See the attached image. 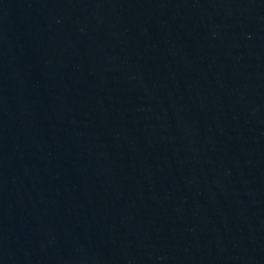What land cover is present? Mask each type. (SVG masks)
Segmentation results:
<instances>
[{"label": "water", "instance_id": "1", "mask_svg": "<svg viewBox=\"0 0 264 264\" xmlns=\"http://www.w3.org/2000/svg\"><path fill=\"white\" fill-rule=\"evenodd\" d=\"M0 264H264V0H0Z\"/></svg>", "mask_w": 264, "mask_h": 264}]
</instances>
